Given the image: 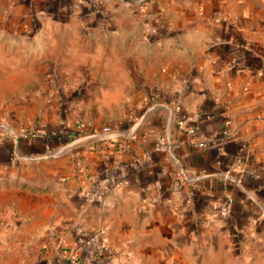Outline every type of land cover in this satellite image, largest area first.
<instances>
[{
  "label": "crops",
  "instance_id": "0c3cea01",
  "mask_svg": "<svg viewBox=\"0 0 264 264\" xmlns=\"http://www.w3.org/2000/svg\"><path fill=\"white\" fill-rule=\"evenodd\" d=\"M1 5L0 41L20 40V66L57 94L39 96L34 136L0 143V264H227L226 234L264 235V0ZM63 139L74 146L33 159ZM226 197L227 219L210 205Z\"/></svg>",
  "mask_w": 264,
  "mask_h": 264
},
{
  "label": "rangeland",
  "instance_id": "374dc122",
  "mask_svg": "<svg viewBox=\"0 0 264 264\" xmlns=\"http://www.w3.org/2000/svg\"><path fill=\"white\" fill-rule=\"evenodd\" d=\"M31 11L34 12L35 10L31 9ZM6 12H8L7 7L5 5H1L0 16L7 14ZM24 14L28 15L29 11H25ZM42 14L45 13L43 12ZM31 27L32 29H34L32 25ZM40 42L41 41L39 40L37 44H32L30 46V49L36 50V45L41 48V46H43V43L40 45ZM21 43L22 42L18 39L8 40L5 37H2L0 41V134L4 135V137H8L11 135L18 136L22 133L26 134L27 136H31V133H34V129H36V126L39 124L40 119L43 117L39 114V109L44 105L48 106L51 98L55 94H57V90L54 87H44L42 91L40 88H36L37 86H39V83H43L44 81L48 80V77H46L47 74H41L39 72H35L34 70L23 69L20 66L26 59L25 56L18 55V53L16 54V51L21 49L19 48ZM9 53L16 54V56H11L9 55ZM35 61L40 62V58ZM12 63L18 66L17 69L8 70L9 64ZM55 78L56 76L52 80L54 81ZM37 91L39 93H37ZM44 91L46 95L51 96L48 98L50 99L48 102L44 100L45 98H39V96L43 95ZM32 96H36V98L33 99ZM49 118H51V115ZM60 127L64 132L69 133V135H72L73 133L75 134L76 131H78L73 121L71 124L67 125L66 120H63L60 123ZM59 133L60 132H54L52 133L51 137L57 139ZM65 141V139L61 141V144H63V146L59 145L58 147L60 148L57 147L58 149L55 148L49 150L48 152L42 153L34 157L33 159H46L63 154L65 150H68L69 147H73L75 144L73 140L67 142ZM11 156L15 161L30 159V157H28L27 155H21L17 149L14 151V153L11 152ZM181 180L186 181V179ZM195 189L198 188L196 186L192 188L193 191ZM216 200L217 199H214L211 202V209L216 212L218 217L226 219L229 218L232 213V203L229 211L226 213V215L223 216L219 211V205L217 204V206H214V202ZM224 202L225 200L222 201V203ZM232 235L236 238L238 236L237 233H232ZM245 235V233H241L242 240L245 239ZM226 241V246L228 247V250L226 251L229 259V262L227 264H234L233 261H236L235 259H238L239 257L241 261L239 260L237 264H245L244 261L251 255L264 254L263 234L258 235L255 240H251L252 244L250 243L249 245L240 243L238 246L232 247V240L227 234ZM252 250H254L255 252H252ZM256 264H264V262Z\"/></svg>",
  "mask_w": 264,
  "mask_h": 264
},
{
  "label": "built area",
  "instance_id": "2783aa9c",
  "mask_svg": "<svg viewBox=\"0 0 264 264\" xmlns=\"http://www.w3.org/2000/svg\"><path fill=\"white\" fill-rule=\"evenodd\" d=\"M179 111H180V105L178 102H176V104L173 107V113L174 112L177 113ZM22 135L25 137H28L24 133H22ZM34 135H35L34 133H31V136H34ZM97 136L99 137V139H109L111 137L109 125H104L102 127L101 131L99 132V134H97ZM0 140H1V135H0ZM203 143H204V140H202V144ZM170 146H171V143L169 141H167L164 136H158L157 137V140L155 142L156 148L168 150L171 148ZM76 165H77L78 169H80L81 171L84 169V165H83L82 161L77 160ZM178 171H179L180 179H186L189 181L191 180V178H189L187 176L186 172L182 169L181 165H178ZM228 174H229V170H226L224 173V176L228 177ZM231 203H232L231 198L227 197V199H225L224 203L219 204L217 201H215L214 206H217V204H218L220 207L219 211L224 216L229 211ZM123 263H124V259L120 255H116L114 257L113 264H123Z\"/></svg>",
  "mask_w": 264,
  "mask_h": 264
},
{
  "label": "trees",
  "instance_id": "16d2710c",
  "mask_svg": "<svg viewBox=\"0 0 264 264\" xmlns=\"http://www.w3.org/2000/svg\"><path fill=\"white\" fill-rule=\"evenodd\" d=\"M0 135H1L0 143H1V142H4V141H7V144H10L11 147H12V142H13L12 139H13V137H12V136L4 137V135H2V134H0ZM20 137H21V135H20ZM5 138H9V139L4 140ZM65 263H66V264H70L68 261H66Z\"/></svg>",
  "mask_w": 264,
  "mask_h": 264
},
{
  "label": "water",
  "instance_id": "95a60500",
  "mask_svg": "<svg viewBox=\"0 0 264 264\" xmlns=\"http://www.w3.org/2000/svg\"><path fill=\"white\" fill-rule=\"evenodd\" d=\"M14 141H15V147L18 145V136H14Z\"/></svg>",
  "mask_w": 264,
  "mask_h": 264
}]
</instances>
